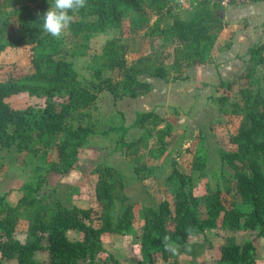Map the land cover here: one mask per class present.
<instances>
[{
    "label": "rangeland",
    "instance_id": "1",
    "mask_svg": "<svg viewBox=\"0 0 264 264\" xmlns=\"http://www.w3.org/2000/svg\"><path fill=\"white\" fill-rule=\"evenodd\" d=\"M40 1L42 0L35 2L13 0L0 3L2 40H9L20 34L16 17L7 14L25 4L34 9ZM197 2L211 4L203 0H161L160 8V5L151 6L148 2H143L125 11L120 27L101 24L93 10H87L85 14L71 13L73 21L62 37L54 38L55 43L52 46L46 43L44 49L48 53L54 52L53 59H64L72 63L79 86L84 91L83 99L89 96L85 105L80 104L71 109L69 124L76 125L80 122L82 125L89 126L93 132L79 149L78 160L74 167L67 172L62 171L61 161L58 158V138L51 140L48 144L39 141L28 142L22 150L15 145L7 148L0 143V211L6 206L15 207L17 232L26 231L39 211H45L48 214L56 200L62 201L67 206L90 205L94 193L91 171L96 166L117 169L119 165L125 164L128 168L135 170L138 178L151 177L156 187L159 190L162 188L160 191L162 196L164 193L165 199L168 200L172 199L173 190L178 182L174 172V169H177L191 177L195 196L200 197L205 191V186L209 184L212 189L220 188L227 203L233 200V205L237 208L243 211L248 210L249 205L236 191L237 171L220 157L222 150L233 148L227 142V136L237 132L242 114L241 116L233 113L225 114L220 110L219 104L212 100V96L225 95L230 98V102H235L240 99L237 90L245 88L247 96L244 101H240L241 106H244L246 102L255 105L257 100L264 98V52L254 55L250 54L251 49L248 52L249 57L242 61L243 66L239 69L240 71L220 85L218 92L196 99L190 106H183L181 110L187 121L179 122L178 108L173 106L170 108L173 115L171 118L161 116L153 110L142 111L153 113L145 116L139 127H135L137 128L135 131L125 132L123 143L120 141L121 131L116 127L103 133L104 123L111 115L116 116L115 126L125 124L127 121L125 112L120 109V106L126 107L125 101L117 104L118 99H113L112 93L104 88L107 80H110L112 84L121 81L124 78L125 67L143 69L145 66L163 65L170 68L168 69L170 72L165 78L160 79L170 82L174 81L175 77L181 78V72L185 67L195 64L186 65L189 61H183L181 70L175 71L176 68H172V56L174 48L178 46L177 43H173L170 39L165 40L160 35H152L150 32L156 24L164 28L168 27L174 17L185 14L184 8L190 13ZM6 15L9 24L3 27L4 19L2 18ZM76 23L80 24L78 29H76L77 25H74ZM138 24L140 27L136 28ZM35 51L29 45L5 48L0 53V83L8 78L25 82L37 81L34 77L39 72L33 62ZM209 60L211 61V58ZM46 64L45 60L38 63L41 72L45 70ZM154 78L158 77H152L148 72L138 76L139 80L149 83ZM150 84L153 85V82ZM127 98L124 97V99ZM171 98L175 99L174 92L171 93ZM8 100L16 108H23L40 101L30 92L12 95ZM182 102L185 103V100ZM141 104L145 105L144 102ZM225 106L228 112H231L230 103H226ZM127 110H129L128 107L126 112ZM172 118L176 121L174 122ZM127 140L132 144L127 146ZM158 166L161 167L158 168ZM156 175L161 176L156 178ZM116 180L120 181V178L117 177ZM115 187L112 218L116 223L124 222L126 219L124 217L127 216L124 214L126 205L122 202L118 184ZM23 199L25 203H21ZM30 200L33 201L30 202ZM142 207L134 204L130 207L128 214V218L136 226L135 231L125 240L129 255L123 257L113 248L112 253H115V257L112 254L111 264H148L140 253L136 241L138 231L140 233L144 223ZM149 207L157 208L155 203L154 206ZM0 213L4 214L5 211ZM219 223L205 233L189 239L191 242L201 244V249H197L201 251L194 257L183 255L180 264H231L218 261L217 249L224 244H239L245 239H251L256 233V230L229 231L221 227ZM244 231L245 236L235 235L237 232ZM106 235L104 234L103 238ZM116 235L119 234L112 236ZM74 236L73 231H69V237ZM254 243L257 248L254 264H264V237H256ZM205 249H210L213 254L209 262L200 259ZM98 257L99 261L105 259L104 254ZM46 258L47 255L43 251L35 253L37 263ZM170 262V260L168 262L162 260L158 254L155 255V264H170ZM2 263L18 264L15 256L3 258ZM81 264H86V260H82Z\"/></svg>",
    "mask_w": 264,
    "mask_h": 264
},
{
    "label": "trees",
    "instance_id": "2",
    "mask_svg": "<svg viewBox=\"0 0 264 264\" xmlns=\"http://www.w3.org/2000/svg\"><path fill=\"white\" fill-rule=\"evenodd\" d=\"M5 1L13 0H0V3ZM160 1L87 0L86 7L77 13L85 14L87 10H93L101 24L120 27L123 15L128 9L143 2H148L151 6L160 5L161 8ZM51 3L52 0H42L34 9L28 4L20 5L7 14L16 17L20 34L5 41L0 37V53L7 47L29 45L36 50L33 62L39 72L34 76L37 81L25 82L8 78L0 83V143L7 148L15 145L22 150L28 142L48 144L58 138V158L62 171L67 172L74 167L79 149L93 130L80 122L76 125L69 124L71 109L80 104L85 105L89 96L83 99L84 91L79 86L72 63L64 59H53L54 52L48 53L44 49L46 43L51 46L55 43L54 38L42 27V17ZM222 9L217 3L197 2L190 10L188 18L177 16L168 27L156 24L152 28V35H160L165 40L170 39L177 43L172 56V68H176L175 71L181 70L183 61H189L186 65L209 61L217 36L225 24ZM7 15L2 18L3 27L9 24ZM74 25L78 29L80 24ZM139 27L140 24L136 26ZM263 52L264 42L252 48L250 54L259 55ZM44 60L47 64L41 72L38 63ZM168 69L170 68L163 65L145 66L143 69L125 67L124 78L113 84L110 80H105L104 88L112 93L115 100L124 97L136 98L152 89L149 82L138 79L141 73L148 72L152 77L165 78L170 72ZM223 84L224 82L220 83ZM237 91L240 99L235 102H230V98L225 95L212 96V100L219 104L220 110L225 114H242L237 132L227 136V142L233 148L222 150L220 157L237 171L236 191L249 205L248 210H240L233 205V200L227 203L220 188L212 189L209 184L205 186L200 197L195 196L191 177L174 169L178 182L172 199L162 200L157 208L142 207L144 223L136 241L148 264H155L156 254L164 261L170 260V264H178L181 254L196 256L201 251L197 249L202 246L189 239L216 227L218 222L229 231L256 230L251 239L240 244L221 245L218 248L219 260L231 264L256 262L254 239L258 236L264 237V98L257 100L255 105L246 102L241 106L240 101L245 100L247 90L239 88ZM21 92H30L40 101L23 108L13 107L8 98ZM226 103H230L231 112H228ZM152 113H137L133 126H139L143 118ZM115 117L111 115L104 123L103 133L116 127L121 131L120 141L123 143L127 128L123 124L115 126ZM126 143L127 146L132 144ZM91 175L94 197L88 207L67 206L56 200L48 214L39 211L26 231L22 232L15 230V207L6 206L1 210L0 212L5 213H0V264H3V258L14 256L18 264H81L84 259L86 264H95L97 257L102 254L106 260H112V254L103 245V235L132 229L133 222L128 218L132 205L124 209V214L127 215L124 222L116 223L112 218V208L115 186L118 184L119 190L122 187L121 174L112 167L96 166ZM117 177L120 181L116 180ZM21 203H25V200ZM69 231L75 234L73 238L69 237ZM39 251L45 252L47 258L37 263L35 253Z\"/></svg>",
    "mask_w": 264,
    "mask_h": 264
},
{
    "label": "crops",
    "instance_id": "3",
    "mask_svg": "<svg viewBox=\"0 0 264 264\" xmlns=\"http://www.w3.org/2000/svg\"><path fill=\"white\" fill-rule=\"evenodd\" d=\"M184 11L185 14L180 16L182 19L188 18L189 15V12H186L185 8ZM221 14L225 24L214 43L211 52V61L209 60L206 63H195L185 67L181 73L182 77H175L174 81L167 82L164 79L154 78L152 81L150 80L153 82V85L151 84L152 89L148 93L136 98L128 97L127 99L122 98L117 100V104H122L125 101L126 107L120 106V109L125 112V117H127V124H123V126L127 128L126 132L135 131L137 129L135 127H139L133 126L136 113L145 110H153L161 116L165 115L166 118H171L173 115L170 112V108L176 106L180 115H178L179 122L183 123L187 121L186 116L181 110L182 107L185 105L190 106V104L195 103L196 99L205 98L208 94L212 95L218 92L221 82L231 79V76H234L240 71L239 69L243 66L242 61L249 57L248 52L264 42V0L223 7ZM193 91L194 93L192 94ZM173 92L175 93L174 100L171 98V93ZM183 100H185V103L182 102ZM141 102H144L145 105H142ZM204 105L205 103L203 106ZM127 107L129 110L126 112ZM172 120L174 119L172 118ZM175 121L176 120H174V122ZM126 142L130 141L127 140ZM160 167L161 166H158V168ZM116 170L122 175L120 193L122 194V202L124 205L136 204L141 207L142 205L144 207H149L154 206L155 203V205L158 206V204L165 199L164 193L163 196L160 193L162 188L159 190L151 177L145 176L144 178H138L135 170L128 168L125 164L119 165ZM156 176V178H159L161 175ZM153 187H155V189ZM88 206L83 205L82 207L85 208ZM135 227L133 222V227L130 231L106 233L107 235L105 234L106 236L103 238L104 247L110 254H113V256L115 255V253H112L114 248L118 253H121V256L127 257L129 255V249L125 244V240L135 231ZM115 234L119 235L112 236ZM235 235L237 237H242L246 235V232H237ZM210 252V249H205L200 258L201 261H211L210 258L213 254ZM183 255L186 256V254L179 255L178 264H180V259H182ZM216 257L219 261V253H217ZM98 258L99 257H97L95 264ZM99 263L111 264V261L104 259L103 261H99Z\"/></svg>",
    "mask_w": 264,
    "mask_h": 264
},
{
    "label": "clouds",
    "instance_id": "4",
    "mask_svg": "<svg viewBox=\"0 0 264 264\" xmlns=\"http://www.w3.org/2000/svg\"><path fill=\"white\" fill-rule=\"evenodd\" d=\"M86 3L87 0H52L51 7L42 17L43 30L53 38H61L73 21V15L70 13L85 8Z\"/></svg>",
    "mask_w": 264,
    "mask_h": 264
},
{
    "label": "built area",
    "instance_id": "5",
    "mask_svg": "<svg viewBox=\"0 0 264 264\" xmlns=\"http://www.w3.org/2000/svg\"><path fill=\"white\" fill-rule=\"evenodd\" d=\"M211 3L220 4L222 7H228L234 4H245V3H252V2H259L263 0H203Z\"/></svg>",
    "mask_w": 264,
    "mask_h": 264
}]
</instances>
